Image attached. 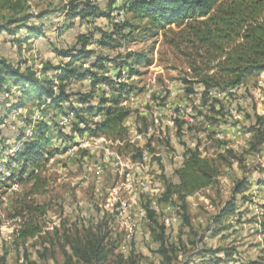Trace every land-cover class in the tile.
<instances>
[{"label":"rangeland","instance_id":"374dc122","mask_svg":"<svg viewBox=\"0 0 264 264\" xmlns=\"http://www.w3.org/2000/svg\"><path fill=\"white\" fill-rule=\"evenodd\" d=\"M71 1L29 0L31 13H45L31 20L44 28L43 33L22 43L16 38L23 39L25 30L16 36L1 33L0 57L41 70L47 62L67 61L56 50L73 48L80 34H93L88 48L115 61L108 62L100 74L128 85L120 93L117 85L103 82L94 95L121 96L122 105L132 111L124 122L129 140L78 132L77 126L84 129L86 125L68 104L60 110L32 101L9 112L19 92L0 96L4 146L25 136L28 128L34 132V126L43 122L51 141L42 152L45 157L53 154L40 167L30 164L24 174L23 161H19L12 185L0 183V264H62L60 248L51 247L44 238L49 239L56 227L89 221L107 224L118 252L128 255L134 249L145 262H163L157 241L160 235L170 250L173 245L179 249L177 256L170 252L173 264L210 262L211 253L204 250L219 248L234 254L232 261L221 264L264 259V143L251 150L258 131H264V73L247 77L230 91L214 93L220 101L206 102L203 88L190 81L188 60L175 43L176 25L153 36L144 30L146 19L124 10L120 33L103 47L95 41L101 37L99 30H113L109 19L66 20L63 11ZM98 5L105 11L104 1ZM122 62H126L123 67ZM90 80H75L68 89L87 92ZM191 88L193 93L188 91ZM86 118L94 126L104 114L97 111ZM187 147L197 148L219 171L214 185L187 198L188 222L179 202L163 200L165 180L178 183L174 168L183 162ZM33 173L36 176L30 179ZM246 178L249 183L237 193V185ZM228 203L236 205L234 212L223 211ZM29 206L46 208L45 213L35 215L43 233L21 239L18 230L32 215ZM149 210L154 211L153 217Z\"/></svg>","mask_w":264,"mask_h":264},{"label":"trees","instance_id":"16d2710c","mask_svg":"<svg viewBox=\"0 0 264 264\" xmlns=\"http://www.w3.org/2000/svg\"><path fill=\"white\" fill-rule=\"evenodd\" d=\"M28 1L0 0V34L6 32L16 36L19 31L25 30L27 35L23 39L16 38L22 43L43 33L44 28L32 24L31 20L41 18L45 13H31ZM101 1L106 3L105 11L98 5ZM116 9H129L137 17L146 19L144 30L153 36L162 30L166 31L167 28L173 29V25L177 26L178 39L175 43L188 60L193 78L190 81L203 88L201 94L206 102L210 99L220 101L213 93L230 91L240 86L247 77L264 73V0H122L120 4L118 0H72L63 15L66 20L106 16L113 30H99L101 37L95 42L107 47L108 41L120 33L121 24L113 21ZM93 41V34H80L73 48L56 50L66 62L59 65L47 62L41 70H35L33 66L23 68L25 62L14 63L6 57H0V96L10 92L15 94L14 88H19V93L16 94L17 102L9 108V112L18 110L32 101L41 105L50 104L60 110H63L64 104H68L77 119L86 125L84 129L77 126L78 132L83 134L90 131L93 136L103 135L127 142L129 133L124 122L131 115V109L122 105L121 96L98 97L94 95V89L103 82H109L111 85H117V90L123 93L128 85L114 82L108 76L100 74L106 69L108 62L115 61L110 56L97 55L95 50L89 49ZM144 57L145 55H142L136 63H141ZM88 61H91L90 66L85 67ZM125 64L126 62H122L119 65L123 67ZM51 72L53 74L49 76ZM121 75L120 72L118 77ZM88 77L91 80L90 90L87 92L68 89L73 81H84ZM188 91L194 92L192 88ZM95 98L98 100L96 103L93 102ZM99 106L101 108L97 109ZM97 111L103 113L104 118L90 126L86 114L91 115ZM181 127L180 124L179 128ZM18 139L20 138L14 140ZM50 141L46 123L40 122L34 126L32 138L26 140L24 148L13 158L23 161L22 174L30 164L40 167L43 160L48 162L53 157L52 152L46 157L42 152ZM262 143L264 131H258L251 143V150H257L258 145ZM0 144L4 146L5 143L0 140ZM183 157V162L174 168L178 183L165 180L163 200L171 204L179 202L183 217L188 222L187 198L214 185L219 171L214 161L203 156L197 148L187 147ZM35 176L33 173L30 179ZM248 183L246 178L237 185V193H241L242 185ZM235 206L228 203L223 211L234 212ZM28 210L32 215L18 230V235L21 239L41 237L43 228L35 215L39 211L45 213L46 208L29 206ZM148 212L150 217H153L154 211ZM49 234V239L44 238L45 243L60 248L64 257L62 264H156L145 262L144 256L136 253L134 249L128 255L118 252L117 243L112 239V230L101 221L83 224L75 222L67 228L56 227L54 232ZM157 241L160 244L159 253L164 259L161 264H173L174 258L170 256V252L172 250V254L177 256L179 249L173 245L170 250L166 246L168 242L164 235H160ZM204 251H209L211 258L208 260L210 262L203 259L201 264L228 263L234 259L233 252L227 249ZM241 264H264V259H251Z\"/></svg>","mask_w":264,"mask_h":264},{"label":"built area","instance_id":"2783aa9c","mask_svg":"<svg viewBox=\"0 0 264 264\" xmlns=\"http://www.w3.org/2000/svg\"><path fill=\"white\" fill-rule=\"evenodd\" d=\"M119 3L120 0H118V4ZM113 15H114L113 21L115 23H120L121 21H123L124 10L116 9ZM16 90L19 91V88H14V91ZM217 94H222V93H217ZM63 122L66 123L67 121L63 120ZM33 134H34L33 127H31L26 130L25 136H23L18 140L12 141L8 146L3 147L0 144V183L1 184L7 183L9 185H12L11 181L16 180L17 172H18L17 167H20L19 166L20 162L18 160H14L13 158L16 156V154L19 151H21L24 148L26 140L32 138ZM14 185L15 187L18 186L16 182L14 183Z\"/></svg>","mask_w":264,"mask_h":264}]
</instances>
